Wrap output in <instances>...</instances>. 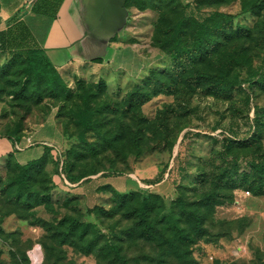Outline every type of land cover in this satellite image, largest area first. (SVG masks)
<instances>
[{
  "label": "rangeland",
  "instance_id": "obj_1",
  "mask_svg": "<svg viewBox=\"0 0 264 264\" xmlns=\"http://www.w3.org/2000/svg\"><path fill=\"white\" fill-rule=\"evenodd\" d=\"M260 1L257 15L247 9L256 0H135L126 8L114 61L72 69L64 77L68 92L60 90L56 97L40 89L38 105V93L31 90L28 101L14 97L16 66L0 75L1 134L20 125V135H26L50 108L58 112L56 123L63 134L61 158L48 157L42 170L53 183L52 205L20 206L2 189L15 170L6 162L0 165V264H118L110 245L128 264H264V196L249 192L244 197L245 188L220 189V199L199 206L217 191L225 170L257 172L264 179V86L257 84L264 75ZM215 13L234 17L232 39L220 44L238 48L247 60L233 70L240 77L228 100L186 88L187 77L177 78L158 43L177 27L181 31L176 33L190 40L195 24L210 25ZM237 27L249 30V38L236 36ZM211 61L204 66L212 67ZM65 161L70 176L82 179L67 180ZM156 168L162 178L157 194L194 244L177 243L176 251L170 247V231L156 224L159 203L150 217L152 237L129 215L138 201L119 207L116 198L105 203L110 193L96 198L105 214L88 212L93 208L90 197L63 204L77 185L91 178L94 185L103 177H131L137 184V174H144L136 190L146 194L155 185ZM193 210L203 219L200 233L186 216ZM65 218L91 225L83 240L77 233L67 236ZM89 241L94 245L84 253ZM240 244L245 252L238 250Z\"/></svg>",
  "mask_w": 264,
  "mask_h": 264
},
{
  "label": "trees",
  "instance_id": "obj_2",
  "mask_svg": "<svg viewBox=\"0 0 264 264\" xmlns=\"http://www.w3.org/2000/svg\"><path fill=\"white\" fill-rule=\"evenodd\" d=\"M135 0H126L125 7ZM260 0H256L249 9L253 14H259ZM234 17L215 13L210 17V25L207 24H195L193 33L190 40L181 36L176 31H181L180 27L176 30H172L170 35L158 40L159 48L164 51L170 58L174 65V72H176L177 78L187 77L186 88L190 86L199 88L205 95L214 96L223 100L231 98L237 81L235 78L240 74L233 75V70L238 68L239 65L246 63L245 54L238 48L233 47L227 49L220 40L230 41L232 39V23ZM236 36L239 33L244 34L243 38H249V30L237 27ZM214 60V65L205 67L204 64L208 61ZM212 62V61H211ZM16 66L15 74L16 79L14 85L16 90L14 97L20 98L22 101H28V90H31L33 94L38 93V100L36 105L40 104L43 100L40 89L48 92L49 95L58 96L59 91H67V85L64 77L56 70L51 64L50 60L46 56L45 52L38 48H29L20 53H13L6 56L4 60L0 61V75L7 76L10 68ZM232 74V77H231ZM178 82V81H177ZM258 85L264 86V75H262L257 82ZM179 86V83H177ZM149 101V98L145 102ZM52 110L50 108L45 114L44 120L48 117ZM58 117V112H55V120ZM21 126L17 125L13 131H10L7 137H13L15 140H19ZM63 136V134H62ZM61 158V154L53 147H45L43 155L37 159L27 162L26 164H19L14 155L10 154L4 160L8 168L12 167L15 170V175L10 177L4 184L3 191L12 198L14 197L19 205L26 209H33L34 207L42 205H52L51 202V188L53 187L52 180L46 179L43 176V166L48 157L57 155ZM5 165V166H6ZM255 166L254 168H258ZM63 171L66 174L67 180L70 183H76L82 178L70 176L69 162L63 163ZM160 171V170H159ZM89 180V179H87ZM86 180V181H87ZM162 181L160 172L158 177L154 180V184H158ZM47 183V184H46ZM217 191L211 193L204 199L200 200L199 206H205L215 199L218 200L222 197L220 189H226L233 191L237 188H245L247 192H251L254 197L264 196V179L258 176L257 172L250 175L246 171L238 172L234 170L230 172L225 170L224 174L217 180ZM1 184V182H0ZM37 189V187H39ZM98 193H110L111 197L106 199L105 203L112 202L115 198L120 202L119 207H124L129 202L138 201L136 206L130 209L129 215L138 219L137 226L143 229V233L147 237H152L153 225L151 224V213L157 208L159 203L160 212L156 213V224L164 225L172 235V240L169 241L170 247L175 251L178 249L177 243L194 244L193 240H190L186 230L180 226V220L176 217L173 209L167 207L160 197V194L154 192H148L144 194L140 191H133L128 193L115 192L109 186H102L97 189ZM146 195V196H143ZM78 199L74 196L67 198L63 201L64 206H69L70 202H74ZM182 205V203H180ZM93 209L105 214L106 212L101 206H94L89 209L90 212ZM188 219L192 218L196 224V230L201 232V225L203 219L200 215L196 214V210L186 215ZM64 221L68 223L67 236L72 237L76 233L80 238L85 237L90 224L81 222L73 218H65ZM94 245L93 241H89L83 246L84 253H89ZM108 250L114 252L115 258L118 264H128L127 259L120 254L118 248L109 246Z\"/></svg>",
  "mask_w": 264,
  "mask_h": 264
},
{
  "label": "crops",
  "instance_id": "obj_3",
  "mask_svg": "<svg viewBox=\"0 0 264 264\" xmlns=\"http://www.w3.org/2000/svg\"><path fill=\"white\" fill-rule=\"evenodd\" d=\"M118 0H0V61L13 53L29 48L45 52L51 64L63 76L82 65L108 64L119 53L118 27L121 12ZM126 3V0H125ZM124 3V9L126 10ZM55 110L41 123L31 125L19 140L0 133V165L13 154L23 165L39 159L45 147L59 151L63 136L56 120ZM143 173V171L141 170ZM156 168L154 175H158ZM103 177L96 185L93 179L80 183L72 193L81 199L90 197L92 206L96 198L108 197L97 189L109 186L115 192L128 193L141 188V178ZM155 184L149 192L157 193ZM90 208V207H89Z\"/></svg>",
  "mask_w": 264,
  "mask_h": 264
},
{
  "label": "water",
  "instance_id": "obj_4",
  "mask_svg": "<svg viewBox=\"0 0 264 264\" xmlns=\"http://www.w3.org/2000/svg\"><path fill=\"white\" fill-rule=\"evenodd\" d=\"M124 3H125V0H118V2H117V7L119 8V10L121 12L120 18L118 20L119 21L118 27H122L124 20H125L126 10L124 9Z\"/></svg>",
  "mask_w": 264,
  "mask_h": 264
},
{
  "label": "built area",
  "instance_id": "obj_5",
  "mask_svg": "<svg viewBox=\"0 0 264 264\" xmlns=\"http://www.w3.org/2000/svg\"><path fill=\"white\" fill-rule=\"evenodd\" d=\"M242 194H243L244 197H246V196L249 195V192H247V191H243ZM238 250H239L240 252H245V251H246L245 247H243L241 244L238 245ZM209 259H210V260H213L212 257H210Z\"/></svg>",
  "mask_w": 264,
  "mask_h": 264
}]
</instances>
